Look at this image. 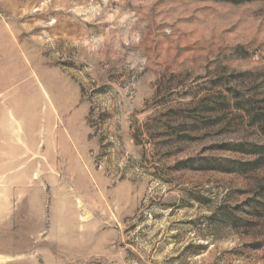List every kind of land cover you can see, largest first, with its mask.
I'll return each mask as SVG.
<instances>
[{
	"label": "rangeland",
	"instance_id": "obj_1",
	"mask_svg": "<svg viewBox=\"0 0 264 264\" xmlns=\"http://www.w3.org/2000/svg\"><path fill=\"white\" fill-rule=\"evenodd\" d=\"M0 264H264V0H0Z\"/></svg>",
	"mask_w": 264,
	"mask_h": 264
},
{
	"label": "bare ground",
	"instance_id": "obj_2",
	"mask_svg": "<svg viewBox=\"0 0 264 264\" xmlns=\"http://www.w3.org/2000/svg\"><path fill=\"white\" fill-rule=\"evenodd\" d=\"M36 105V104H35Z\"/></svg>",
	"mask_w": 264,
	"mask_h": 264
}]
</instances>
